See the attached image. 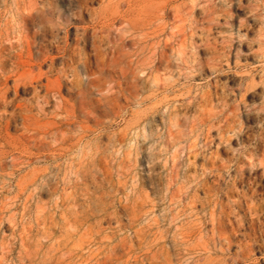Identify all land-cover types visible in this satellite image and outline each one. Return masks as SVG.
I'll return each instance as SVG.
<instances>
[{
	"label": "rangeland",
	"instance_id": "rangeland-1",
	"mask_svg": "<svg viewBox=\"0 0 264 264\" xmlns=\"http://www.w3.org/2000/svg\"><path fill=\"white\" fill-rule=\"evenodd\" d=\"M12 1L0 0V264H264V0H27L18 23Z\"/></svg>",
	"mask_w": 264,
	"mask_h": 264
},
{
	"label": "bare ground",
	"instance_id": "bare-ground-1",
	"mask_svg": "<svg viewBox=\"0 0 264 264\" xmlns=\"http://www.w3.org/2000/svg\"><path fill=\"white\" fill-rule=\"evenodd\" d=\"M10 1H11V0H10ZM53 1H54V0H53ZM71 1H72V0H71ZM129 1H130V0H129ZM12 2H13V4H15V8H13V10H14V9H15V10H14L11 14L9 13V14H10V15L8 16L9 18H8V20H7V19H6V20H7V22L11 21V22H14V23H18L21 19H22V20L25 19V18H23V16L26 14L25 11H24V9H25L26 7H25V6H22V5H23V3H27V0H13ZM31 2H32V0H31ZM35 2H36V4H38L37 1H35ZM45 2H46V1H45ZM47 2H48V1H47ZM89 2H90V0H89ZM109 2H110V1H109ZM127 2H128V1H127ZM21 3H22V5H20ZM50 3H52V1H50L49 4H50ZM80 3H81V2H80ZM82 3H83V2H82ZM104 3H105V2H104ZM107 3H108V2H107ZM166 3H167V2H166ZM7 4H9V3H8V2L6 3V7H7ZM11 4H12V3H11ZM13 4H12V5H13ZM47 4H48V3H47ZM76 4H77V3H76ZM129 4H130V3H129ZM169 4H170V3H169ZM0 5H1V4H0ZM2 5H3V4H2ZM12 5H10V6H12ZM71 5H72V2H71ZM77 5H78V4H77ZM82 5H83V4H81L80 6L82 7ZM100 5H101V3H100ZM3 6H4V5H3ZM8 6H9V5H8ZM38 6H39V5H38ZM78 6H79V5H78ZM78 6H77V7H78ZM89 6H90V5H89ZM91 6H92V5H91ZM91 6H90V7H91ZM141 6H142V5H141ZM84 7H86V6H84ZM127 7H129V6H127ZM139 7H140V5H139ZM166 7H167V6H166ZM3 8H4V7H3ZM51 8H52V7H51ZM86 8H87V7H86ZM91 8H93V7H91ZM91 8H90V9H91ZM5 9H6V8H5ZM7 9H8V8H7ZM9 9H11V8H9ZM9 9H8V10H9ZM52 9H53V8H52ZM88 9H89V8H88ZM88 9H87V10H88ZM90 9H89V10H90ZM93 9H94V8H93ZM130 9H131V8H130ZM130 9H129V10H130ZM2 10H3V9H2ZM71 10H72V9H71ZM76 10H78V8H77ZM82 10H83V9H82ZM91 10H92V9H91ZM97 10H98V9H97ZM63 11H64V10H63ZM68 11H70V9H69ZM78 11H81V9L78 10ZM92 11H93V10H92ZM130 11H131V10H130ZM163 11H165V10H163ZM9 12H10V11H9ZM65 12H66V11H65ZM75 12H76V11H75ZM93 12H94V11H93ZM125 12H127V11H125ZM77 13H78V12H77ZM77 13H76V14H77ZM81 13H82V12H81ZM96 13H97V12H96ZM3 14H4V13H3ZM44 14H45V13H44ZM68 14H69V13H68ZM73 14H74V13H73ZM94 14H95V13H94ZM121 14H122V13H121ZM81 15H82V14H81ZM92 15H93V14H92ZM6 16H7V15H6ZM71 17H72V15H71ZM90 17H91V15H90ZM105 17H106V15H105ZM117 17H118V16H117ZM121 17H123V16H121ZM66 18H68V17H66ZM74 18H75V17H74ZM74 18H73V19H74ZM76 18H77V17H76ZM79 18H80V17H79ZM82 18H83V17H82ZM93 18H94V17H93ZM93 18H92V19H93ZM34 19H35V18H34ZM60 19H61V18H60ZM68 19H70V18H68ZM77 19H78V18H77ZM3 20H4V17H3ZM27 20H28V19H27ZM98 20H99V19H98ZM102 20H103V19H102ZM110 20H111V19H110ZM29 21H30V20H29ZM29 21H27V22H29ZM32 21H34V20H32ZM32 21H31V22H32ZM42 21H44V20H42ZM63 21H64V20H63ZM69 21H70V20H69ZM78 21H79V20H78ZM105 21H106V20H105ZM108 21H109V20H108ZM220 21H221V20H220ZM36 22H37V20H36ZM39 22H40V21H39ZM57 22H58V21H57ZM84 22H85V21H84ZM89 22H90V21H89ZM102 22H103V21H102ZM152 22H154V20H153ZM24 23L26 24V22H24ZM40 23H42V22H40ZM60 23H61V22H60ZM62 23H63V22H62ZM92 23H93V22H92ZM2 24H4V27H5V22L2 23ZM9 24H10V23H9ZM29 24H30V23H29ZM36 24H37V23H36ZM47 24H48V23H47ZM100 24H101V23H100ZM31 25H32V24H30V26H31ZM83 25H84V24H83ZM85 25H86V24H85ZM97 25H98V24H97ZM148 25H149V24H148ZM153 25H154V24H153ZM7 26H9V25H7ZM32 26H33V25H32ZM43 26H44V23H43ZM48 26H49V25H48ZM80 26H81V25H80ZM157 26H158V25H157ZM1 27H2V26H1ZM41 27H42V26H41ZM100 27L103 28V26H100ZM7 28H8V27H7ZM7 28H6V29H7ZM13 28H14V27H13ZM30 28H32V27H30ZM48 28H50V27H48ZM92 28H93V27H92ZM94 28H96V27H94ZM141 28H142V27H141ZM147 28H148V27H147ZM149 28H150V27H149ZM151 28H152V27H151ZM153 28H154V27H153ZM155 28H156V27H155ZM158 28H159V26H158ZM8 29H10V28H8ZM14 29H15V28H14ZM28 29H29V28H28ZM84 29H85V28H84ZM84 29H83V30H84ZM106 29H107V31H108V28H107V27H106ZM142 29H144V28H142ZM142 29H141L140 31H142ZM3 30H5V29H3ZM31 30H32V29H31ZM45 30H46V28H45ZM47 30H48V29H47ZM49 30H50V29H49ZM80 30H81V29H80ZM87 30H88V29H87ZM87 30H86V31H87ZM94 30H95V29H94ZM97 30H98V28H97ZM16 31H17V29H16ZM35 31H36V30H35ZM50 31H51V30H50ZM77 31H78V30H77ZM92 31H93V29H92ZM145 31H146V29H145ZM147 31H148V30H147ZM0 32H2V31H0ZM7 32H8V34H9V31H7ZM7 32H5V33H7ZM26 32H27V31H26ZM38 32H39V31H38ZM40 32H41V31H40ZM47 32H48V31H47ZM154 32H155V31H154ZM12 33H14V32H12ZM27 33H28V32H27ZM36 33H37V32H36ZM66 33H67V32H66ZM66 33H65V34H66ZM92 33H93V32H92ZM105 33H106V32H105ZM238 33H239V32H238ZM3 34H4V33H3ZM14 34L16 35V33H14ZM18 34H19V33H18ZM18 34H17V35H18ZM29 34H30V33H29ZM41 34H43V33L41 32ZM67 34H68V33H67ZM97 34H98V33H97ZM149 34H150V33H149ZM158 34H159V33H158ZM20 35H21V34H20ZM25 35H27V34H25ZM31 35H32V31H31ZM45 35H46V34H45ZM56 35H57V34H56ZM56 35H55V36H56ZM108 35H109V34H108ZM8 36H9V35H7V37H8ZM27 36H28V35H27ZM42 36H43V35H42ZM57 36H58V35H57ZM64 36H65V35H64ZM79 36H80V35H79ZM101 36H102V34H101ZM10 37H11V36H10ZM10 37H9V38H10ZM12 37H14V35H13ZM25 37H26V36H25ZM34 37H35V36H34ZM53 37H54V36H53ZM59 37H60V36H59ZM17 38H18V37H17ZM17 38H16V40H17ZM40 38H41V37H40ZM44 38H45V37H44ZM54 38H55V37H54ZM95 38H96V37H95ZM95 38H94V39H95ZM97 38H98V37H97ZM1 39H2V38H1ZM1 39H0V40H1ZM3 39H4V38H3ZM7 39H8V38H7ZM12 39H13V38H12ZM21 39H22V37H21ZM30 39H31V38H30ZM41 39H43V38H41ZM56 39H57V38H56ZM61 39H62V38H61ZM63 39H64V38H63ZM76 39H77V38H76ZM34 40H35V39H34ZM37 40H38V39H37ZM47 40H48V39H47ZM51 40H52V39H51ZM51 40H50V41H51ZM53 40H54V39H53ZM82 40H83V38H82ZM82 40H81V41H82ZM5 41H6V40H5ZM8 41H10V40H8ZM22 41H23V40H22ZM69 41H70V38H69ZM88 41H89V40H88ZM97 41H98V40H97ZM2 42H3V41H2ZM11 42H12V41H11ZM11 42H10V43H11ZM31 42H32V41H31ZM53 42H54V41H53ZM82 42H83V41H82ZM166 42H167V41H166ZM8 43H9V42H8ZM12 43H13V42H12ZM40 43H42V42H40ZM44 43H45V42H44ZM99 43H100V42H99ZM168 43H169V42H168ZM3 44H5V43L3 42ZM51 44H52V43H51ZM53 44H54V43H53ZM65 44H66V43H65ZM79 44H80V43H79ZM81 44H82V43H81ZM87 44H88V43H87ZM1 45H2V44H1ZM5 45H6V44H5ZM5 45H4V46H5ZM16 45H19V44H18V41L15 42V47H16ZM39 45H40V44H39ZM63 45H64V44H63ZM76 45H77V44H76ZM84 45H85V44H84ZM91 45H92V44H91ZM91 45H90V46H91ZM108 45H109V44H108ZM117 45H118V44H117ZM117 45H116V46H117ZM166 45H167V43H166ZM8 46L11 47V45H7V48H8ZM19 46H20V45H19ZM49 46H50V45H49ZM55 46H56V45H54V47H55ZM59 46H61V45H59ZM82 46H83V45H82ZM92 46H93V45H92ZM121 46H122V45H121ZM121 46L119 45V47H121ZM65 47H66V46H65ZM71 47L74 48V45L72 44ZM93 47H94V46H93ZM98 47H99V45H98ZM98 47H97V49H96L97 51H98ZM103 47H104V46H103ZM110 47H111V46H110ZM19 48H20V47H19ZM22 48H23V47H22ZM35 48H36V47H35ZM48 48H49V47H48ZM56 48H59V47H56ZM99 48H100V47H99ZM108 48H109V47H107V49H108ZM111 48H112V47H111ZM0 49H1V48H0ZM4 49H5V47H4ZM17 49H18V48H17ZM23 49H24V48H23ZM33 49H34V48H33ZM36 49L39 50L38 48H36ZM49 49H50V48H49ZM60 49H61V48H60ZM78 49H79V48H78ZM121 49H122V48H121ZM181 49H182V48H181ZM1 50H2V49H1ZM46 50H47V49H46ZM62 50H63V49H62ZM64 50H65V49H64ZM64 50H63V51H64ZM84 50H85V49H84ZM96 50H95V51H96ZM103 50H104V49H103ZM161 50H162V49H161ZM178 50H179V49H178ZM12 51H14V50H12ZM23 51H24V50H23ZM23 51H22V52H23ZM39 51H40V50H39ZM42 51H43V48H42ZM54 51H55V50H54ZM60 51H61V50H60ZM60 51H59V52H60ZM65 51H66V50H65ZM97 51H96V52H97ZM99 51H100V50H99ZM105 51H106V50H105ZM108 51H109V50H108ZM110 51L112 52V50H110ZM120 51H121V50H120ZM120 51H119V52H120ZM14 52H15V51H14ZM16 52H17V51H16ZM16 52H15V53H16ZM37 52H38V51H37ZM66 52H67V51H66ZM66 52H65V53H66ZM93 52H94V51H93ZM100 52H103V51L101 50ZM160 52H161V51H160ZM163 52H164V51H163ZM163 52H162V54H163ZM179 52H180V51H179ZM4 53H5V52L3 51V54H4ZM44 53H45V52H44ZM48 53H49V52H48ZM77 53H78V52H77ZM79 53H80V52H79ZM91 53H92V51L90 52V54H91ZM106 53H107V52H106ZM3 54H1V56H2ZM34 54H36V53H34ZM38 54H39V53H38ZM60 54H61V53H60ZM62 54H63V53H62ZM93 54H95V53H93ZM98 54H99V52H98ZM113 54H114V53H113ZM119 54H120V53H119ZM22 55H23V54H22ZM50 55H51V54H50ZM50 55H49V56H50ZM54 55H55V54H54ZM68 55H69V54H68ZM71 55H72V54H71ZM74 55H75V54H74ZM79 55H80V54H79ZM102 55H103V54H102ZM116 55H117V54H116ZM180 55H181V54H180ZM10 56H11V55H10ZM12 56H13V54H12ZM38 56H39V55H38ZM52 56H53V55H52ZM69 56H70V55H69ZM80 56H81V55H80ZM83 56H84V54H83ZM93 56H94V55H93ZM110 56H111V55H110ZM114 56H115V55H114ZM125 56H126V53H125ZM164 56H165V55H164ZM178 56H179V55H178ZM7 57H8V56H7ZM66 57H67V56H66ZM101 57H102V56H101ZM105 57H106V55H105ZM112 57H113V56H112ZM158 57H159V55H158ZM165 57H166V56H165ZM8 58H10V57H8ZM22 58H23V57H22ZM34 58H35V56H34ZM59 58H60V57H59ZM59 58H57V59H59ZM61 58H62V56H61ZM69 58H71V57H69ZM69 58H68V59H69ZM84 58H85V57H84ZM86 58H87V57H86ZM86 58H85V59H86ZM91 58H93V57L91 56ZM107 58H108V57H107ZM118 58H119V57H118ZM1 59H4V58L2 57ZM6 59H7V58H6ZM65 59H66V58H65ZM82 59H83V57H82ZM82 59H81V60H82ZM101 59H102V58H101ZM103 59H104V58H103ZM113 59H115V58H113ZM154 59H155V58H154ZM162 59H163V58H162ZM62 60H64V59H62ZM62 60H61V62H63ZM66 60H67V59H66ZM78 60H79V58H78ZM78 60H77V61H78ZM88 60H89V58H88ZM88 60H87V61H88ZM97 60H98V59H97ZM106 60H107V59H106ZM110 60H111V59H110ZM110 60H109V62H110ZM115 60H117V58H116ZM119 60H120V59H119ZM123 60H124V59H123ZM14 61H15V60H14ZM56 61H57V60H56ZM70 61H71V60H69V62H70ZM93 61H95V60H93ZM98 61H99V63H100V60H98ZM101 61H103V60H101ZM104 61H105V60H104ZM113 61H114V60H113ZM163 61H164V60H163ZM9 62H10V61H9ZM12 62H13V61H12ZM12 62H11V64H12ZM80 62H81V61H80ZM84 62H85V61H84ZM84 62H83V63H84ZM89 62H90V60H89ZM89 62H87V63H89ZM91 62H92V61H91ZM111 62H112V60H111ZM117 62H119V61H116V63H117ZM155 62H157V61H155ZM165 62H166V61H165ZM13 63H14V62H13ZM15 63H16V62H15ZM59 63H60V62H59ZM70 63H71V62H70ZM70 63H68V65H69ZM83 63H82V64H83ZM94 63H95V62H94ZM94 63H93V64H94ZM96 63H97V62H96ZM105 63H106V62H105ZM112 63H113V62H112ZM121 63H124V61H123V62L121 61ZM126 63H127V62H126ZM126 63H125V64H126ZM6 64H7V63H6ZM9 64H10V63H9ZM9 64H8V65H9ZM64 64H65V63H64ZM93 64H92V65H93ZM108 64H109V63H108ZM148 64H149V63H147L146 65H148ZM158 64H159V63H158ZM3 65H4V64H3ZM15 65H16V64H15ZM26 65H27V64H26ZM31 65H32V64H31ZM31 65H30V66H31ZM35 65H36V63H35ZM55 65H56V64H55ZM66 65H67V64H65V66H66ZM73 65H74V64H73ZM86 65H87V64H85V66H86ZM98 65H99V64H97V66H98ZM101 65H103V64L101 63ZM114 65H115V64H114ZM120 65L123 66V64H120ZM162 65H163V64H162ZM13 66H14V65H13ZM32 66H33V65H32ZM69 66H70V65H69ZM105 66H106V65H105ZM115 66H116V65H115ZM0 67H1V66H0ZM23 67H24V66H23ZM28 67H29V66H28ZM53 67H54V66H53ZM86 67L88 68V66H86ZM109 67H111V64L109 65ZM126 67H127V66H126ZM132 67H133V65H132ZM151 67H152V66H151ZM2 68H3V67H2ZM13 68H14V67H13ZM50 68H52V67L50 66ZM71 68H72V67H71ZM74 68H75V67H74ZM101 68H102V67H101ZM105 68H106V67H105ZM120 68H121V67H120ZM123 68H124V66H123L121 69L123 70ZM127 68H128V67H127ZM6 69H7V66H6ZM11 69H12V66H11ZM11 69H10V70H11ZM34 69H35V67H34ZM56 69H57V68H56ZM85 69H86V68H85ZM98 69L100 70V68H98ZM132 69H133V68H132ZM132 69H131L130 72H133ZM140 69H141V68H140ZM4 70H5V69H4ZM54 70H55V69H54ZM93 70H95V69H93ZM96 70H97V67H96ZM113 70H114V68H113ZM136 70H138V69H136ZM143 70H144V69H143ZM143 70H142V72H143ZM8 71H9V70H8ZM66 71H67V70H66ZM68 71H69V68H68ZM68 71H67V72H68ZM88 71H89V68H88ZM90 71H91V70H90ZM97 71H98V70H97ZM118 71H119V70H118ZM124 71H125V70H123V72H124ZM6 72H7V71H6ZM9 72H10V71H9ZM100 72L103 73V71H101V70H100ZM128 72H129V70H128ZM137 72H138V71H137ZM137 72H136V74H137ZM139 72H140V71H139ZM88 73H90V72H88ZM93 73H94V72H93ZM93 73H92V74H93ZM96 73L98 74L99 72H96ZM140 73H141V72H140ZM97 74H96V75H97ZM114 74H115V73H114ZM120 74H121V73H119V76H120ZM123 74H124V73H123ZM133 74H134V72H133ZM51 75H52V74H51ZM89 75H90V74H88V76H89ZM98 75H99V74H98ZM101 75H102V74H101ZM115 75H116V74H115ZM91 76H94V75H91ZM134 76H135V74H134ZM79 77H80V76H79ZM95 77H96V76H95ZM126 77H127V76H126ZM130 77H131V75H130ZM136 77H137V75H136ZM139 77H140V76H139ZM98 78H99V77H98ZM102 78H103V77H102ZM109 78H110V77H108V79H109ZM80 79H81V78H80ZM80 79H79V80H80ZM99 79H100V78H99ZM99 79L96 80V78H95L96 81H99ZM105 79H106V78H105ZM121 79H122V78H121ZM10 80H11V79H10ZM114 80H115V79H114ZM123 80H127V78H126V79H123ZM144 80H145V77H144ZM42 81H43V80H42ZM73 81H74V80H73ZM73 81H71V82H73ZM75 81H76V80H75ZM121 81H122V80H121ZM134 81H135V80H133V82H134ZM32 82H33V81H32ZM126 82H127V81H126ZM129 82H130V81H128V83H129ZM138 82H139V81H138ZM94 83H95V82H94ZM112 83H113V82H112ZM7 84H8V83H7ZM73 84H74V83H73ZM82 84H83V81H82ZM89 84H91V83H89ZM115 84H118V82H116ZM121 84H122V82H121ZM124 84H125V83H124ZM137 84H138V83H137ZM137 84H136V85H137ZM139 84H140V83H139ZM36 85H37V84H36ZM36 85H33V86H35V87L37 88L38 85H37V86H36ZM66 85H67V84H66ZM112 85H113V84H112ZM136 85H134V86H136ZM28 86H29V88H30V85H28ZM70 86H71V85H70ZM92 86H93V85H92ZM92 86H91V88H92ZM124 86H125V85H124ZM131 86H132V85H131ZM174 86H175V85H174ZM26 87H27V86H26ZM64 87H65V86H64ZM66 87H67V86H66ZM68 87H69V86H68ZM68 87H67V89H68ZM71 87H72V86H71ZM71 87H70V88H71ZM89 87H90V86H89ZM17 88H18V87H17ZM61 88H62V87H61ZM91 88H90V89H91ZM93 88H96V89H97L96 86L93 87ZM93 88H92V89H93ZM113 88H114V87H112L111 89H113ZM118 88L121 89L120 86H118ZM124 88H125V87H124ZM131 88H134V87L132 86ZM10 89H11V88H10ZM64 89H65V88H64ZM67 89H66V90H67ZM82 89H83V88H82ZM84 89H85V88H84ZM115 89H116V88H115ZM125 89H126V88H125ZM138 89H139V87H138ZM11 90H12V89H11ZM23 90H24V89H23ZM30 90H31V89H30ZM41 90H42V89H41ZM88 90H89V89H88ZM123 90H124V89H123ZM134 90H135V89H134ZM83 91H86V90H83ZM93 91H94V90H93ZM111 91H112V90H111ZM113 91H114V90H113ZM115 91H116V90H115ZM117 91H118V90H117ZM124 91H125V90H124ZM10 92H11V91H10ZM40 92H41V91H40ZM76 92H77V91H76ZM88 92H90V91H88ZM130 92H131V91H130ZM130 92H129V93H130ZM137 92H139V91H137ZM140 92H141V91H140ZM6 93H7V92H6ZM23 93H24V92H23ZM41 93H42V92H41ZM70 93H71V91H70ZM90 93H91V92H90ZM92 93H93V92H92ZM108 93H109V92H108ZM108 93H107V94H108ZM119 93H120V92H119ZM119 93H118V95H119ZM122 93H123V92H122ZM132 93H133V92H132ZM141 93H142V92H141ZM9 94H10V93H9ZM77 94H78L77 97H79V92H78ZM84 94H86V93H84ZM94 94H95V93H94ZM111 94H113V92H112ZM111 94H110V96H112ZM126 94H128V93H126ZM126 94H125V95H126ZM135 94H136V93H135ZM138 94H139V93H138ZM56 95H58V94L56 93ZM120 95H121V93H120ZM120 95H119V96H120ZM129 95H130V94H129ZM140 95H141V94H140ZM6 96H7L6 98L9 97L8 95H6ZM17 96H18V95H17ZM70 96H71V95H70ZM84 96H85V95H84ZM105 96H106V93H105ZM116 96H117V95H116ZM135 96H136V95H133V97H135ZM138 96H139V95H138ZM138 96H137V97H138ZM141 96H142V95H141ZM205 96H207V95L205 94ZM11 97H12V95H11ZM14 97H15V96H14ZM33 97L35 98V95H34ZM33 97H32V98H33ZM81 97H83V96H81ZM91 97H92V96H90V98H91ZM95 97H96V96H95ZM102 97H103V94H102ZM106 97H107V96H106ZM112 97H114V95H113ZM124 97H125V96H124ZM126 97H127V96H126ZM129 97H130V96H129ZM131 97H132V96H131ZM203 97H204V96H203ZM18 98H19V97H18ZM54 98H55V95H54ZM69 98H70V97H69ZM72 98H73V97H72ZM107 98H109V97H107ZM118 98H119V97H118ZM139 98H140V97H139ZM139 98H138V99H139ZM8 99H9V98H8ZM13 99H14V98H13ZM27 99H28V98H27ZM77 99H78V98H77ZM91 99H92V98H91ZM93 99H94V97H93ZM100 99H101V98H100ZM104 99H105V98H104ZM111 99H112V98H111ZM111 99H110V100H111ZM138 99H137V100H138ZM204 99H206V98H204ZM19 100H20V99H19ZM23 100H24V99H23ZM29 100H30V99H29ZM52 100H54L53 97H52ZM55 100H57V99L55 98ZM55 100H54V101H55ZM85 100H86V98H85ZM88 100H89V99H88ZM123 100H124V99H123ZM129 100H130V98H129ZM129 100H128V101H129ZM139 100H140V99H139ZM7 101H8V100H7ZM11 101H12V100H11ZM21 101H22V100H21ZM30 101H31V100H30ZM32 101H33V99H32ZM38 101H39V100H38ZM43 101H44V100H43ZM72 101H73V100H72ZM79 101H80V99H79ZM81 101H83V100H81ZM107 101H108V100H107ZM114 101H115V100H114ZM140 101H141V100H140ZM140 101H139V102H140ZM142 101H144V100L142 99ZM142 101H141V102H142ZM162 101H163V100H162ZM15 102H18V101H15ZM58 102H59V101H58ZM83 102H84V101H83ZM86 102H87V101H86ZM88 102H89V104H90V101H88ZM103 102L105 103L104 100H103ZM108 102H109V101H108ZM108 102H107V103H108ZM112 102H113V101H112ZM124 102H125V101H124ZM157 102H158V101H157ZM2 103H3V102H2ZM2 103H1V106H2ZM11 103H12V102H11ZM18 103H19V102H18ZM33 103H34V102H33ZM48 103H49V102H48ZM50 103H51V102H50ZM61 103H62V101H61ZM73 103H74V102H73ZM77 103H78V102H77ZM84 103H85V102H84ZM133 103H134V102H133ZM164 103H165V102H164ZM174 103H175V102H174ZM182 103H184V101H183ZM16 104H17V103H16ZM20 104H21V103H20ZM20 104H19V105H20ZM51 104H52V103H51ZM95 104H96V103H95ZM111 104H112V103H111ZM150 104H151V103H150ZM167 104H168V103H167ZM169 104H170V103H169ZM179 104H180V103H179ZM185 104H187V103H185ZM185 104H181V105H185ZM188 104H189V103H188ZM6 105H7V104H6ZM32 105H33V104H32ZM60 105H61V104H60ZM100 105H101V104H100ZM115 105H116V104H115ZM126 105H127V104H126ZM128 105L130 106V104H128ZM128 105H127V106H128ZM151 105H152V104H151ZM165 105H166V104H165ZM7 106H8V105H7ZM10 106H11V105H10ZM16 106H17V105H16ZM45 106H46V105H45ZM47 106H48V105H47ZM96 106H97V105H96ZM96 106H95V107H96ZM107 106H108L107 108H109V105H107ZM111 106H112V105H111ZM121 106H122V104H121ZM156 106H157V105H156ZM169 106H170V105H169ZM172 106H173V104H172ZM17 107H18V106H17ZM84 107H85V106H84ZM105 107H106V105H105ZM113 107H114V106H113ZM130 107H131V106H130ZM170 107H171V106H170ZM185 107H186V105H185ZM5 108H6V107H5ZM99 108H100V107H99ZM121 108H122V107H121ZM135 108H137V107H135ZM171 108H172V107H171ZM7 109H9V108H7ZM43 109H44V107H43ZM76 109H78V108H76ZM80 109H82V108H80ZM90 109H91V108H90ZM143 109H144V108H143ZM163 109H164V107H163ZM185 109H186V108H185ZM13 110H14V109H13ZM39 110H40V109H39ZM78 110H79V109H78ZM78 110H77V111H78ZM128 110H129V109H128ZM158 110H160V109H158ZM186 110H187V109H186ZM3 111H8V110H3ZM18 111H19V110H18ZM112 111H113V109H112ZM125 111H126V110H125ZM133 111H134V110H133ZM148 111H149V110H148ZM154 111H155V110H154ZM162 111H163V110H162ZM162 111H161V112H162ZM164 111H165V109H164ZM176 111H177V110H176ZM187 111H188V110H187ZM8 112H9V111H8ZM8 112H7V113H8ZM12 112H13V111H12ZM91 112H92V111H91ZM93 112H94V111H93ZM107 112H108V109H107ZM123 112H124V111H123ZM134 112H135V111H134ZM138 112H139V111H138ZM138 112H137V115H138ZM2 113H3V112H2ZM17 113H18V112H17ZM19 113L21 114V112H19ZM30 113H31V112H30ZM74 113H75V112H74ZM76 113H78V112H76ZM79 113L81 114V110L79 111ZM156 113H157V112H156ZM165 113H166V112H165ZM168 113H169V112H168ZM0 114H1V113H0ZM13 114H14V113H13ZM22 114H23V113H22ZM94 114H96V113L94 112ZM110 114H112V113L109 112V115H110ZM122 114H123V113H122ZM134 114H135V113H134ZM134 114H133V115H134ZM159 114H160V113H159ZM175 114L177 115L176 112H175ZM180 114H181V113H180ZM39 115H40V114H39ZM76 115H77V114H76ZM98 115H99V114H98ZM124 115H125V114H124ZM142 115H143V114H142ZM145 115H146V114H145ZM161 115H162V114H161ZM164 115H165V114H164ZM167 115H168V114H167ZM185 115H186V114H185ZM10 116H11V119H12V115H10ZM79 116H80V115H79ZM81 116H82V114H81ZM95 116H96V115H95ZM107 116H108V115H107ZM115 116H118V115L116 114ZM172 116H173V114H172ZM177 116H178V115H177ZM0 117H1V116H0ZM8 117H9V116H8ZM19 117H20V116H19ZM19 117H18V118H19ZM61 117H62V115H61ZM92 117H94V116H92ZM92 117H91V118H92ZM104 117H105V115H104ZM118 117H119V116H118ZM160 117H162V116H160ZM167 117H168V116H167ZM170 117H171V116H170ZM6 118H7V117H6ZM13 118H14V117H13ZM153 118H154V116H153ZM162 118H163V117H162ZM171 118H172V117H171ZM177 118H178V117H177ZM61 119H62V118H61ZM69 119H70V118H69ZM77 119H78V117H77ZM142 119H143V118H142ZM167 119H168V118H167ZM13 120H14V119H13ZM19 120H20V118H19ZM65 120H66V119H65ZM73 120H74V119H73ZM92 120H93V118H92ZM105 120H106V119H105ZM105 120H104V121H105ZM108 120H109V119H108ZM165 120H166V119H165ZM170 120H171V119H170ZM172 120H173V119H172ZM80 121H82V120H80ZM93 121H94V120H93ZM161 121H162V120H161ZM73 122H74V121H73ZM150 122H151V121H150ZM150 122H149V123H150ZM14 123H15V122H14ZM14 123H13V124H14ZM19 123H20V122H19ZM67 123H68V122H67ZM108 123H109V122H108ZM110 123H111V122H110ZM9 124H10V123H9ZM13 124H12V125H13ZM15 124H16V123H15ZM99 124H101V122H100ZM102 124H103V122H102ZM195 124H196V123H195ZM103 125H104V124H103ZM134 125H136V124H134ZM137 125H138V124H137ZM137 125H136V126H137ZM197 125H198V124H197ZM195 127H197V126L195 125ZM101 128H103V127H101ZM191 128H192V127H191ZM35 129H36V128H35ZM188 129H189V128H188ZM192 129H193V128H192ZM195 129H196V128H195ZM28 130H29V129H28ZM81 130H82V129H81ZM84 130H86V129H84ZM102 130H104V129H102ZM116 130H117V129H116ZM193 130H194V129H193ZM193 130H192V131H193ZM201 130H202V129H201ZM190 131H191V130H189V133H188V132H187V133L190 134V133H191ZM240 131H241V130L239 129V132H240ZM1 132H2V131H1ZM83 132H85V131H83ZM88 132H89V131H88ZM195 132H196V131H195ZM230 132H231V131H230ZM90 133H91V132H90ZM192 133H194V132H192ZM84 134H85V133H84ZM194 134H195V133H194ZM194 134H193V135L191 134V135H192V138H193ZM198 134H199V133H198ZM31 135H33V134H31ZM195 135H196V134H195ZM221 135H222V134H221ZM22 136H23V135H22ZM204 136H205V135H204ZM189 137H190V136H189ZM194 137H195V136H194ZM1 138H2V137H1ZM190 138H191V137H190ZM198 138H199V137H198ZM198 138H197V139H198ZM204 138H205V137H204ZM204 138H203V139H204ZM218 138H219V137H218ZM223 138H224V137H223ZM195 139H196V137H195L193 140L195 141ZM207 139H209V137H208ZM207 139H205V140H207ZM1 140H2V139H1ZM191 140H192V139H191ZM211 140H212V139H211ZM211 140H210V141H211ZM31 141H32V140H31ZM182 141H183V140H182ZM194 141H193V142H194ZM196 141H197V140H196ZM201 141H202V140H201ZM218 141H220V140H218ZM221 141H222V140H221ZM223 141H224V140H223ZM14 142H15V141H14ZM206 142H207V141H206ZM208 142H209V141H208ZM0 143H1V142H0ZM3 143H4V142H3ZM10 143H11V142H10ZM198 143H199V142H198ZM204 143H205V142H204ZM240 143H241V142H240ZM4 144H5V143H4ZM11 144H12V143H11ZM187 144H188V143H187ZM192 144H193V143H192ZM255 144H256V143H255ZM12 145H13V144H12ZM189 145H190V144H189ZM1 146H2V145H1ZM6 146H7V145H6ZM8 146H9V145H8ZM195 146H196V145H195ZM200 146H201V145H200ZM203 146H204V145H203ZM205 146H206V145H205ZM207 146H208V144H207ZM12 147H13V146H12ZM31 147H32V146H31ZM197 147H198V146H197ZM243 147H244V146H243ZM14 148H15V147H14ZM17 148H18V147H17ZM28 148H29V147H28ZM32 148H33V147H32ZM195 148H196V147H195ZM202 148H204V147H202ZM0 149H1V148H0ZM15 149H16V148H15ZM185 149H186V148H185ZM190 149H191V148H190ZM249 149H250V148H249ZM251 149H253V148H251ZM251 149H250V150H251ZM30 150H31V148H30ZM30 150H29V151H30ZM57 150H58V149H57ZM202 150H203V149H200V152H201ZM206 150H207V149H206ZM245 150H246V149H245ZM31 151H32V150H31ZM31 151H30V152H31ZM53 151H54V150H53ZM195 151H196V150H195ZM207 151H208V150H207ZM240 151H241V150H240ZM242 151H243V150H242ZM13 152H15L14 149H13ZM19 152H20V151H19ZM24 152H25V150H24ZM35 152H36V151H35ZM55 152H56V151H55ZM70 152H71V151H70ZM188 152H189V150L187 149V152H186V153L188 154ZM191 152H193V151H191ZM253 152H254V150H253ZM32 153H34V152H32ZM32 153H31V154H32ZM44 153H45V152H44ZM194 153H195V152H194ZM203 153H204V152H203ZM0 154H1V153H0ZM11 154H12V153H11ZM24 154H25V153H24ZM31 154H30V155H31ZM36 154H37V152H36ZM40 154H41V153H40ZM42 154H43V153H42ZM51 154H53V153H51ZM195 154H196V153H195ZM251 154H252V153H251ZM38 155H39V154H38ZM65 155H66V154H65ZM185 155H186V154H185ZM188 155H189V154H188ZM188 155H187V156H188ZM191 155H192V154H191ZM255 155H257V154H255ZM5 156H6V155H5ZM40 156H41V155H40ZM193 156H194V154L192 155V157H193ZM247 156H249V155L247 154ZM247 156H246V157H247ZM251 156H253V155H251ZM17 157H18V156H17ZM32 157H33V156H32ZM32 157H31V158H32ZM195 157H196V156H195ZM206 157H207V156H206ZM6 158H7V157H6ZM6 158H5V159H6ZM8 158H9V157H8ZM24 158H25V157H24ZM38 158H39V157H38ZM43 158H44V156H43ZM45 158H46V157H45ZM58 158H59V156H58ZM63 158H64V157H63ZM85 158H86V157H85ZM187 158H188V157H187ZM202 158H203V157H202ZM235 158H236V157H235ZM252 158H254V156H253ZM1 159H2V158H1ZM21 159H22V158H21ZM28 159H29V158H28ZM56 159H57V158H56ZM68 159H69V158H68ZM68 159H67V160H68ZM86 159H87V158H86ZM243 159H244V158H243ZM10 160H11V159H10ZM48 160H49V159H48ZM50 160H51V159H50ZM187 160H189V159H187ZM236 160H237V159H236ZM238 160H239V159H238ZM238 160H237V161H238ZM248 160H249V159H248ZM248 160H247V161H248ZM255 160H256V159H255ZM8 161H9V159H8ZM24 161H25V160H24ZM71 161H72V160H71ZM239 161H240V160H239ZM241 161H242V160H241ZM245 161H246V160H245ZM22 162H23V161H22ZM26 162H27V161H26ZM53 162H55V161H53ZM187 162H188V161H187ZM191 162H193V161L191 160ZM249 162H250V161H249ZM7 163H8V162H6V164H7ZM31 163H32V162H31ZM31 163H30V164H31ZM33 163H34V162H33ZM48 163H49V162H48ZM50 163H51V162H50ZM253 163H254V162H253ZM4 164H5V163H4ZM8 164H9V163H8ZM30 164H29V166H32V165H30ZM54 164H55V163H54ZM189 164H190V163H189ZM248 164H249V163H248ZM248 164H247V165H248ZM0 165H1V164H0ZM17 165H18V164H17ZM187 165H188V164H187ZM205 165H206V164H205ZM6 166H7V165H6ZM206 166H207V165H206ZM222 166H223V165H222ZM236 166H237V164H236ZM253 166H254V164H253ZM256 166H257V164H256ZM7 167H8V166H7ZM22 167H23V166H22ZM40 167H41V166H40ZM227 167H228V166H226V168H227ZM251 167H252V166H251ZM0 168H1V167H0ZM9 168H10V167H9ZM17 168H18V167H17ZM47 168H48V167H47ZM102 168H103V167H102ZM176 168H177V166H176ZM241 168H242V167H241ZM254 168H255V166H254ZM257 168H258V167H257ZM260 168H261V167H260ZM10 169H11V168H10ZM13 169H14V168H13ZM203 169H204V168H203ZM203 169H202V170H203ZM217 169H218V168H217ZM233 169H234V168H233ZM8 170H9V169H8ZM26 170H27V169H26ZM30 170H31V169H30ZM260 170H261V169H260ZM263 170H264V169H263ZM263 170H261V171H263ZM0 171H2V169H1ZM11 171H12V170H11ZM176 171H177V170H176ZM205 171H206V170H205ZM236 171H237V169H236ZM47 172H48V170H47ZM226 172H228V169H227ZM229 172H230V171H229ZM234 172H235V171H234ZM2 173H3V172H2ZM2 173H0V174H2ZM13 173H14V172H13ZM28 173H29V172H28ZM45 173H46V172H45ZM218 173H220V172H218ZM262 173H263V172H262ZM204 174H205V173H204ZM227 174H228V173H227ZM229 174H230V173H229ZM3 175H4V174H3ZM38 175H39V174H38ZM38 175H37V176H38ZM214 175L216 176V174H214ZM217 175H218V174H217ZM232 175H233V174H232ZM240 175H241V174H240ZM0 176H1V175H0ZM8 176H9V175H8ZM16 176H17V175H16ZM42 176H43V174H42ZM205 176H206V175H205ZM218 176H219V175H218ZM42 178H43V177H42ZM222 178H223V177H222ZM226 178H227V177H226ZM226 178H225V181L227 180ZM233 178H235V176H234ZM233 178H232V179H233ZM253 178H254V177H253ZM21 179H22V178H21ZM107 179H108V178H107ZM220 179H221V178H220ZM229 179H230V178H229ZM232 179H231L230 181H232ZM235 179H236V178H235ZM18 180H20V179L18 178ZM34 180H36V179H34ZM193 180H195V179H193ZM204 180H205V178H204ZM233 180H234V179H233ZM195 181H196V180H195ZM212 181H213V180H212ZM221 181H222V180H221ZM238 181H239V180L237 179V182H238ZM16 182H17V181H16ZM206 182H207V181H206ZM214 182H215V181H214ZM216 182H217V180H216ZM226 182H227V181H226ZM241 182H242V181H241ZM257 182H258V181H257ZM2 183H4V182H2ZM18 183H19V182H18ZM192 183H194V182H192ZM198 183H199V182H198ZM211 183L214 184L213 182H211ZM227 183H228V182H227ZM253 183H254V181H253ZM253 183H252V184H253ZM31 184H32V183H31ZM190 184H191V183H190ZM203 184H204V183H203ZM215 184H216V183H215ZM218 184H220V183H218ZM221 184H222V183H221ZM224 184H226V183H224ZM233 184H234V183H233ZM235 184H236V183H235ZM237 184H238V183H237ZM237 184H236V185H237ZM240 184H242V183H240ZM240 184H239V185H240ZM159 185H160V184H159ZM207 185H208V183H207ZM236 185H235V186H236ZM239 185H238V186H239ZM245 185H246V184H245ZM245 185H244V186H245ZM39 186H40V185H39ZM187 186H188V188H190L189 184H188ZM202 186H203V185H202ZM209 186H210V184H209ZM191 187H192V186H191ZM204 187H205V186H204ZM242 187H243V186H242ZM252 187H253V186H252ZM188 188H186V189H188ZM192 188H193V187H192ZM192 188H191V189H192ZM194 188H195V190H196V187H194ZM205 188H206V187H205ZM205 188H204V189H205ZM214 188H216V186H215ZM236 188H237V187H236ZM254 188H255V186H254ZM18 189H19V187H18ZM186 189H185V190H186ZM208 189H209V190H208ZM255 189H257V188H255ZM255 189H253V190H255ZM185 190H184V191H185ZM202 190H203V189H202ZM213 190H214V189H213ZM239 190H240V189H239ZM249 190H250V189H249ZM251 190H252V189H251ZM262 190H263V189H262ZM18 191H19V190H18ZM184 191H183V192H184ZM190 191H191V190H190ZM192 191H194V190H192ZM192 191H191V192H192ZM206 191H211V190H210L209 187H207V188H206ZM216 191L219 192L218 189H217ZM256 191H258V190H256ZM200 192H201V191H200ZM239 192H241V190H240ZM244 192H245V190H244ZM262 192H263V191H262ZM185 193H186V192H185ZM192 193H193V192H192ZM194 193H195V192H194ZM194 193H193V194H194ZM209 193H211V192H209ZM212 193H213V192H212ZM228 193H229V192H228ZM237 193H238V191H237ZM248 193H250V192H248ZM248 193H247V194H248ZM255 193H256V192H255ZM255 193H254V194H255ZM260 193H261V192H260ZM197 194H198V193H197ZM203 194H205V193L203 192ZM215 194H216V193L214 192V195H215ZM238 194H240V193H238ZM238 194H237L236 196H238ZM245 194H246V193H244V195H245ZM194 195H195V194H194ZM209 195H210V194H209ZM212 195H213V194H212ZM242 195H243V194H242ZM249 195H251V194H249ZM252 195H253V194H252ZM258 195H259V194H258ZM181 196H182V194H181ZM187 196H188V194H187ZM197 196H198V195H197ZM205 196H206V194H205ZM224 196H225V195H224ZM228 196H230V195L228 194ZM240 196H241V194H240ZM255 196H256V195H255ZM259 196H260V195H259ZM261 196H262V195H261ZM261 196H260V197H261ZM198 197H199V196H198ZM203 197H204V195H203ZM213 197H214V196H213ZM213 197H212V198H213ZM226 197H227V196H226ZM251 197H252V196H251ZM194 198H195V197H194ZM206 198H207V197H206ZM208 198H209V196H208ZM208 198H207V199H208ZM231 198H232V196H231ZM231 198H230V199H231ZM246 198H247V197H246ZM246 198H244V200H245ZM249 198H250V197H249ZM190 199H191V198H190ZM204 199H205V198H204ZM222 199H223V198H222ZM224 199H225V198H224ZM238 199H239V198H238ZM250 199H251V198H250ZM250 199H249V200H250ZM259 199H261V198H259ZM187 200H188V198H187ZM187 200H186V201H187ZM195 200H197V199H195ZM199 200H201V199H199ZM212 200H213V199H212ZM217 200H218V199H217ZM227 200H228V199H227ZM231 200H232V199H231ZM231 200H230V201H231ZM235 200H236V199H235ZM247 200H248V198H247ZM182 201H183V200H182ZM186 201H185V202H186ZM189 201H190V200H189ZM213 201H214V200H213ZM221 201H222V200H221ZM221 201H220V202H221ZM228 201H229V200H228ZM240 201H241V198H240ZM242 201H243V200H242ZM253 201H254V200H253ZM195 202H196V201H195ZM201 202L204 203L203 200H202ZM217 202H218V201H217ZM238 202H239V201H238ZM238 202H236V203L238 204ZM245 202H246V203L248 202V203L250 204L251 201L249 202V201H246V200H245ZM260 202L262 203V201H260ZM178 203H179V202H178ZM211 203H212V202H211ZM215 203H216V201H215ZM223 203H224V202H223ZM252 203H253V202H252ZM255 203H257V202H255ZM56 204H58V203H56ZM213 204H214V203H213ZM225 204H226V202H225ZM185 205H186V204H185ZM185 205H184V207L186 208L187 205H186V206H185ZM219 205H220V204H219ZM226 205H227V204H226ZM226 205H225V206H226ZM229 205H230V204H229ZM240 205H242V204H240ZM257 205H258V204H257ZM260 205H261V204H260ZM211 206H212V205H211ZM211 206H210V207H211ZM221 206H223L222 203H221ZM221 206H220V207H221ZM225 206H224V207H225ZM261 206H262V205H261ZM263 206H264V205H263ZM212 207H213V206H212ZM235 207H236V206H235ZM88 208H89V207H88ZM180 208H181V207H180ZM218 208H219V206H218ZM222 208H223V207H222ZM225 208H226V207H225ZM239 208H241V207L239 206L238 209H239ZM181 209H183V208H181ZM181 209H180V211H181ZM211 209H212V208H211ZM223 209H224V208H223ZM84 210H85V209H84ZM90 210H92V209L90 208ZM178 210H179V209H178ZM183 210H184V209H183ZM199 210H200V209H199ZM228 210H229V209H227L226 211L228 212V215H229L230 213H229ZM236 210H237V209H236ZM218 211H219V210L217 209L216 212H218ZM224 211H225V210H224ZM240 211H241V210H240ZM253 211H254V210H253ZM253 211H252V212H253ZM1 212H2V211H1ZM83 212H84V211H83ZM83 212H82V214H83ZM88 212H89V211H88ZM94 212H95V211H94ZM177 212H178V211H177ZM200 212H201V211H200ZM227 212H226V213H227ZM234 212H235V211H234ZM252 212H250V213L252 214ZM254 212H255V211H254ZM178 213H179V212H178ZM219 213H220V212H219ZM219 213H218V215H220ZM222 213H223V212H222ZM240 213H241V212H240ZM257 213H258V212H257ZM80 214H81V212H80ZM80 214H79V215H80ZM85 214H86V213H85ZM92 214H93V213L91 212V215H92ZM95 214H96V213H95ZM95 214H94V215H95ZM102 214H103V213H102ZM194 214H195V213H194ZM207 214H208V213H207ZM213 214H214V211L212 212V215H213ZM242 214H243V213H242ZM244 214H245V213H244ZM0 215H1V214H0ZM212 215H211V216H212ZM224 215H225V214H224ZM246 215H247V213H246ZM253 215H255V214H253ZM256 215H257V214H256ZM256 215H255V219H256ZM86 216H88V215H86ZM220 216L223 217V215H220ZM226 216H227V215H226ZM244 216H245V215H244ZM262 216H263V215H262ZM69 217H70V216H69ZM71 217H72V216H71ZM75 217H76V216H75ZM83 217H84V216H83ZM102 217H104V216H102ZM218 217H219V216H217V218H218ZM227 217H228V216H227ZM0 218H1V217H0ZM63 218H64V217H63ZM67 218H68V217H67ZM72 218H74V216H73ZM79 218H81V216H80ZM79 218H78V219H79ZM94 218H95V217H94ZM100 218H101V217H100ZM202 218H203V217H202ZM208 218H209V217H208ZM214 218H215V217H214ZM232 218H233V217H232ZM244 218H245V217H244ZM244 218H243V219H244ZM257 218H258V215H257ZM54 219H55V218H54ZM81 219H82V218H81ZM83 219H84V218H83ZM86 219H87V218H86ZM98 219H99V216H98ZM104 219H106V218L104 217ZM219 219H220V218H219ZM219 219H218V220H219ZM2 220H3V219H2ZM66 220H67V219H66ZM68 220H69V219H68ZM72 220H73V219H72ZM72 220H71V221H72ZM89 220H90V219H89ZM92 220L94 221L95 219H92ZM118 220H119V218H118ZM258 220H259V218H258ZM53 221H54V220H53ZM73 221H74V220H73ZM78 221H80V220H78ZM82 221H83V220H82ZM208 221H209V219H208ZM208 221H207V222H208ZM210 221H211V220H210ZM212 221H213V220H212ZM216 221H217V220H216ZM226 221H227V220H226ZM246 221H247V220H246ZM248 221H249V219H248ZM250 221H251V220H250ZM56 222H57V221H56ZM89 222H90V221H89ZM91 222H92V221H91ZM94 222H95V221H94ZM207 222H206V223H207ZM262 222H264V221H262ZM1 223H4V222H1ZM13 223H14V222H13ZM54 223H55V222H54ZM57 223H58V222H57ZM57 223H56V224H57ZM63 223H65V222H62V224H63ZM82 223H83V222H82ZM86 223H87V222H86ZM86 223H85V224H86ZM92 223H93V222H92ZM92 223H91V224H92ZM101 223H102V222H101ZM117 223H118V222H117ZM209 223H210V222H209ZM215 223H216V222H215ZM231 223H232V222H231ZM256 223H257V221H256ZM38 224H40V222H39ZM56 224H55V225H56ZM68 224H69V223H68ZM68 224H66V225H68ZM88 224H89V225H88ZM88 224H87V225L90 226V223H88ZM210 224H211V223H210ZM212 224H213V223H212ZM228 224H229V223H228ZM233 224H235V223H233ZM6 225H7V224H6ZM15 225H16V224H15ZM60 225H61V224H60ZM70 225H71V224H70ZM75 225H76V224H75ZM119 225H120V224H119ZM195 225H197V223H196ZM198 225H199V224H198ZM208 225H209V224H208ZM225 225H226V224H225ZM230 225H231V224H230ZM262 225H263V224H262ZM63 226H64V225H63ZM85 226H86V225H85ZM120 226H121V225H120ZM205 226H206V225H205ZM209 226H210V225H209ZM220 226H221V225H219V227H220ZM231 226H232V225H231ZM235 226H238V225L235 224ZM245 226H247V225H245ZM263 226H264V225H263ZM0 227H1V226H0ZM2 227H3V226H2ZM9 227H10V226H9ZM11 227H12V226H11ZM14 227H15V226H14ZM14 227H13V228H14ZM54 227H55V226H54ZM96 227H98V226L96 225ZM219 227H218V228H219ZM222 227H223V226H222ZM64 228H65V227H64ZM73 228H74V227H73ZM73 228H71V229H73ZM81 228H82V227H81ZM88 228H90V227H88ZM88 228H87V229H88ZM193 228H194V227H193ZM203 228H204V227H203ZM203 228H202V229H203ZM206 228H207V227H206ZM209 228H211V226H210ZM213 228H214V226H213ZM244 228H245V227H244ZM0 229H1V228H0ZM52 229H54V228H52ZM82 229H83V228H82ZM99 229H100V230H103L102 227L99 228ZM99 229H96V230L99 231ZM224 229H225V228H224ZM224 229L222 228V230H224ZM226 229H227V228H226ZM235 229H236V227H235ZM239 229H240V226H239ZM45 230H46V228H45ZM90 230H91V229H90ZM190 230H191V229H190ZM194 230H195V228H194ZM194 230H193V232H194ZM211 230H212V229H211ZM211 230L209 229V232H210ZM217 230L219 231V229H217ZM217 230H216V231H217ZM233 230H234V229H233ZM233 230H232V231H233ZM245 230H247V229H245ZM1 231H3V230H1ZM14 231H15V229H14ZM16 231H17V230H16ZM43 231H44V230L42 229V232H43ZM60 231H61V233H62V229H61ZM65 231H66V229H65ZM68 231H70V227H69V230H68ZM85 231H86V230L83 231V232H84L83 234H85ZM94 231H95V230H94ZM202 231H204V230H202ZM220 231H221V230H220ZM230 231H231V230H230ZM236 231H237V230H236ZM258 231H259V230H258ZM12 232H13V229H12ZM53 232H54V231H53ZM70 232H71V231H70ZM88 232H89V231H88ZM189 232H190V231H189ZM204 232H205V231H204ZM221 232H222V231H221ZM233 232H234V231H233ZM243 232L246 233L247 231H244V230H243ZM243 232H242V233H243ZM3 233L5 234V232H3ZM65 233H66V232H65ZM90 233H91V232H90ZM97 233H98V232H97ZM194 233H195V232H194ZM206 233H208V232H206ZM210 233H211V232H210ZM212 233H213V231H212ZM230 233H231V232H230ZM237 233H238V236H239V232H238V231H237ZM259 233H260V232H259ZM0 234H2V233H0ZM4 234H3V235H4ZM47 234H48V230H47ZM54 234H55V232H54ZM98 234H99V233H98ZM199 234H200V233H199ZM10 235H11V234H10ZM15 235H16V233H15ZM55 235H56V234H55ZM59 235H60V234H59ZM61 235H62V234H61ZM75 235H76V234H75ZM85 235H86V234H85ZM87 235L89 236L88 233H87ZM90 235H92V237H93V234H90ZM202 235H205V234H202ZM209 235H210V234H209ZM212 235H213V234H212ZM4 236H5V235H4ZM4 236H1V237H4ZM12 236H13V235H12ZM184 236H185V235H184ZM191 236H192V235H191ZM205 236H206V235H205ZM205 236H204V237H205ZM210 236H211V235H210ZM242 236H243V235H242ZM1 237H0V238H1ZM14 237H15V236H14ZM16 237H17V236H16ZM68 237H69V236H68ZM68 237H67V238H68ZM81 237H83V236H81ZM86 237H87V236H85V238H86ZM99 237H100V236H99ZM220 237H221V236H220ZM220 237H219V238H220ZM224 237H225V236H224ZM224 237H223V238H224ZM236 237H237V236H236ZM244 237H245V236H244ZM244 237H242V238H244ZM18 238H19V237H18ZM18 238H17V239H18ZM20 238H21V237H20ZM61 238H62V236H61ZM67 238H66V239H67ZM83 238H84V237H83ZM85 238H84V239H85ZM187 238H188V237H187ZM189 238H190V237H189ZM212 238H214V237H212ZM217 238H218V237H217ZM225 238H226V237H225ZM225 238H224V239H225ZM228 238H230V237H228ZM1 239H2V238H1ZM3 239H4V238H3ZM6 239H7V238H6ZM12 239H13V238H12ZM48 239H49V238H48ZM48 239H47V240H48ZM50 239H51V238H50ZM50 239H49V240H50ZM59 239H60V238H59ZM66 239H65V240H66ZM70 239H71V238H70ZM90 239H92V238H90ZM90 239H89V241H90ZM93 239H94V238H93ZM101 239H102V238H101ZM200 239H201V238H200ZM226 239H227V238H226ZM240 239H241V238H240ZM252 239H253V238H252ZM7 240H9V239H7ZM40 240H41V239H40ZM63 240H64V239H63ZM65 240H64V241H65ZM68 240H69V239H68ZM82 240H83V239H82ZM85 240H87V238H86ZM98 240H99V239H98ZM209 240H210V239H209ZM211 240H212V239H211ZM227 240H230V239H227ZM227 240H226V241H227ZM231 240H232V239H231ZM1 241H2V240H0V243H1ZM3 241H4V240H3ZM60 241H61V240H60ZM60 241H58V243H59ZM66 241H67V240H66ZM91 241H92V240H91ZM213 241H214V240H213ZM215 241H216V240H215ZM218 241H219V240H218ZM233 241H234V240H233ZM251 241H252V240H251ZM20 242H21V241H20ZM62 242H63V241H62ZM99 242H100V241H99ZM196 242H197V240H196ZM222 242H223V241H222ZM243 242H245V241H243ZM11 243H12V242H11ZM15 243H17V242L15 241ZM38 243H39V242H38ZM65 243H66V242H65ZM82 243H83V242H82ZM82 243H80V244H82ZM85 243H86V242H85ZM85 243H84V244H85ZM89 243H90V242H89ZM89 243H88V244H89ZM94 243H96V242H94ZM212 243H213V242H212ZM212 243H211V244H212ZM216 243H217V242H216ZM231 243H232V242H231ZM237 243H238V242H237ZM250 243H251V242H250ZM21 244H22V243H21ZM68 244H69V243H68ZM88 244H87V245H88ZM91 244H92V243H91ZM223 244H224V243H223ZM235 244H236V243H235ZM241 244H242V243H241ZM254 244H255V243H254ZM260 244H261V243H260ZM1 245H2V244H1ZM1 245H0V247H1ZM5 245H6V243H5ZM9 245H10V243H9ZM19 245H20V244H19ZM60 245H62V244H60ZM76 245H77V244H76ZM200 245H202V244H200ZM212 245H214V244H212ZM224 245H225V244H224ZM227 245H228V244H227ZM233 245H234V244H233ZM238 245H239V244H238ZM251 245H252V244H251ZM255 245H257V244H255ZM10 246H11V245H10ZM12 246H14V245H12ZM25 246H26V245L24 244L22 247L24 248ZM42 246H43V244H42ZM42 246H41V248H42ZM62 246H63V245H62ZM73 246H74V245H72V247H73ZM80 246L82 247L83 245H79V247H80ZM229 246H230V245H229ZM31 247H32V246H31ZM31 247H30V248H31ZM76 247H77V246H76ZM83 247H85V246H83ZM204 247H205V246H204ZM208 247H209V246H208ZM217 247H218V246H217ZM217 247H216V248H217ZM224 247H225V246H224ZM226 247H227V246H226ZM26 248H28V246H27ZM56 248H57V247H56ZM60 248H61V247H60ZM256 248H258V247H256ZM263 248H264V247H263ZM2 249H5V248L2 247ZM20 249H21V247H20ZM69 249H70V248H69ZM82 249H83V248H82ZM192 249H193V247H192ZM205 249H206V248H205ZM207 249H209V248H207ZM211 249H212V246H211ZM228 249H229V247H228ZM258 249H259V248H258ZM58 250H59V249H58ZM71 250H72V253H73V252H74L73 249H71ZM74 250H75V248H74ZM89 250H90V249H89ZM237 250H238V249H237ZM241 250H242V249H241ZM2 251H3V250H2ZM10 251H11V250H10ZM19 251H21V250H19ZM23 251H24V250H23ZM55 251H56V250H55ZM59 251H60V250H59ZM87 251H88V250H87ZM192 251H193V250H192ZM199 251H200V250H199ZM215 251H216V249H215ZM228 251H229V250H228ZM257 251H258V250H257ZM5 252H6V251H5ZM8 252H9V250H8ZM53 252H54V251H53ZM226 252H227V251H226ZM226 252H225V253H226ZM232 252H233V251H232ZM254 252H255V251H254ZM258 252H259V251H258ZM260 252H261V251H260ZM6 253H7V252H6ZM10 253H11V252H10ZM22 253H23V252H22ZM25 253H26V252H25ZM90 253H91V252H90ZM90 253H89V255H91ZM92 253H93V252H92ZM207 253H208V252H207ZM230 253H231V252H230ZM233 253H234V252H233ZM263 253H264V252H263ZM1 254H2V253H1ZM42 254H43V253H42ZM52 254H56V253H52ZM63 254H64V253H63ZM66 254H67V253H66ZM77 254H78V253H77ZM87 254H88V253H87ZM223 254H224V253H223ZM228 254H229V253H228ZM6 255H7V254H6ZM9 255H10V254H9ZM11 255H12V254H11ZM21 255H22V254H21ZM24 255H26V254H24ZM24 255H23V256H24ZM67 255H68V254H67ZM83 255H84V254H83ZM219 255H221L220 252H219ZM241 255H242V254H241ZM246 255H247V254H246ZM246 255H245V256H246ZM16 256H17V255H16ZM26 256H27V255H26ZM39 256H40V255H39ZM80 256H81V255H80ZM108 256H109V255H108ZM108 256H107V257H108ZM230 256H231V255H230ZM232 256H234V255H232ZM250 256H251V255H250ZM253 256H254V255H253ZM260 256H261V255H260ZM3 257H5V255H4V256L2 255V258H3ZM109 257H110V256H109ZM111 257H112V256H111ZM220 257H221V256H220ZM243 257H244V256H243ZM262 257H263V256H262ZM60 258H61V257H59V260H60ZM63 258H64V257H63ZM63 258H62V259H63ZM70 258H71V257H70ZM232 258H233V257H232ZM252 258H255V257H252ZM259 258H261V257H259ZM3 259H4V258H3ZM3 259H2V260H3ZM234 259H235V258H234ZM255 259H256V258H255ZM17 260H18V258H17ZM22 260H24V259H22ZM64 260H65V259H64ZM108 260H111V259L109 258ZM228 260H229V259H228ZM230 260H231V259H230ZM230 260H229V261H230ZM235 260L237 261V259H235ZM253 260H254V259H253ZM260 260H261V259H260ZM10 261H11V259H10ZM10 261H9V262H10ZM19 261H20V260H19ZM55 261H56V260H55ZM62 261H63V260H62ZM65 261H66V260H65ZM65 261H64V262H65ZM242 261H243V260H242ZM245 261H246V258H245ZM245 261H244V262H245ZM255 261H256V260H255ZM255 261H253V262L256 264ZM257 261H258V259H257ZM262 261H263V260H262ZM2 262H3V261H2ZM5 262H6V261H5ZM9 262H7V263H9ZM14 262H15V261H14ZM16 262H17V261H16ZM21 262H22V261H21ZM21 262H20V263H21ZM28 262H30V261L28 260ZM240 262H241V261H240ZM248 262H249V261H247V263H248ZM259 262H260V261H259ZM263 262H264V261H263ZM11 263H12V262H11ZM23 263H24V261H23ZM247 263H246V264H247ZM26 264H28V263H26ZM227 264H228V263H227Z\"/></svg>",
	"mask_w": 264,
	"mask_h": 264
}]
</instances>
